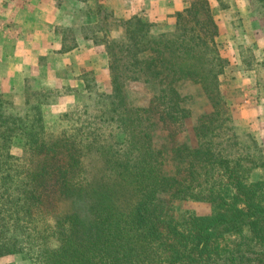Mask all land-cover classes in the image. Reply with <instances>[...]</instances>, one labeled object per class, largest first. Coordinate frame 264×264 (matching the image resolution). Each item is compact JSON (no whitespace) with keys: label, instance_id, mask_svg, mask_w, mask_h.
<instances>
[{"label":"trees","instance_id":"obj_1","mask_svg":"<svg viewBox=\"0 0 264 264\" xmlns=\"http://www.w3.org/2000/svg\"><path fill=\"white\" fill-rule=\"evenodd\" d=\"M77 1L85 19L54 28L59 53L102 44L110 90L83 75L79 92L28 86L22 105L0 93V260L264 264V175L254 174L264 148L225 104L232 91L222 90L227 61L209 1L192 0L172 28ZM247 6L264 29V0ZM248 70L264 87V63ZM131 84L149 90L147 107L131 102ZM60 97L57 128L45 110ZM193 203L210 210L184 208ZM54 207L62 211L40 217Z\"/></svg>","mask_w":264,"mask_h":264},{"label":"rangeland","instance_id":"obj_2","mask_svg":"<svg viewBox=\"0 0 264 264\" xmlns=\"http://www.w3.org/2000/svg\"><path fill=\"white\" fill-rule=\"evenodd\" d=\"M191 1L192 0H187L188 3L185 8L190 6L189 4ZM55 2L56 5L59 3L61 5V16L59 19L62 23L58 25L59 27L68 26L69 23H80L85 19V6L77 0H55ZM90 4V7L94 9L100 7V9L105 10L107 7H110L111 2H107V7L105 8L104 6H101V4L99 5L98 0L95 2L92 1ZM209 4L211 13L214 16L215 21L218 23L219 33L217 42L219 43L220 53L227 61L224 76L220 78L224 82V88H222V90L226 89L232 91L231 96L226 98L225 104L228 106L235 125L243 134L249 135L261 147V149H263L264 87L261 85L262 78L257 77L259 83L256 82L254 74L252 71L248 70V67L255 65L256 61L264 63V29L256 28L251 20L249 22L247 17L245 19L242 18L240 16L241 12L236 10L238 9L236 8L237 6L242 7L244 5L248 9L247 0H220L219 4L222 11L219 13L215 11L211 2H209ZM78 10H80V13L77 12ZM107 11H111L112 13V10L107 9ZM176 13L171 16V24H168V27L170 28H172L176 22ZM138 17H142L148 22L155 23L161 28L167 27L164 25L170 22V20L168 22L158 21L147 14H141ZM117 19L124 21L128 20L121 18ZM222 21L226 22V24ZM114 35L117 34H112V37H116ZM54 36L60 40L57 34H54ZM41 45H43V43H41ZM80 50L84 51V54L80 55L76 60L75 58L70 57L66 60V56L61 55L65 53H60L64 59L62 60L61 56L56 55V52L41 55L37 59L29 58L28 60H25L28 61L29 64H23V70H20V74L18 73V76L21 75L22 77V82L16 80V88L12 89V92L3 93L0 89V93L5 95L4 99L14 101L16 105H22L24 101L23 94L28 86L33 88L48 86L57 89L65 86L79 92L84 88V81L81 79L83 78V75L86 77L92 76L101 86V90L108 92L110 90V77L108 70V57L104 46L102 44L94 45L91 41H86L80 43L77 51ZM242 59H244L245 63L241 62ZM25 61L23 62L25 63ZM32 63L34 64L33 66H31ZM128 91L132 103L141 107H147L151 95L149 90L131 84L128 87ZM192 91L197 93L194 87H192ZM71 97L68 98L69 104L72 102ZM57 102H60V106H53L51 110H45V118L48 124H56L55 115L64 111L66 108L64 103H62L61 97L58 98ZM202 107V99L197 98L196 96L194 103L191 105L194 114L197 115L201 112ZM56 126L57 128L62 127L60 124H56ZM19 153L20 151L18 149L13 150L14 155ZM255 173L258 176L264 175V169L255 170L254 174ZM49 203H53L51 199ZM184 208L196 209L199 213H207L210 210L209 206H202L195 203L186 204L184 205ZM60 211H62V209L54 207L45 212H39V214L43 213L40 217L44 219H51L52 215ZM9 263H12L10 257H4L0 260V264Z\"/></svg>","mask_w":264,"mask_h":264},{"label":"crops","instance_id":"obj_3","mask_svg":"<svg viewBox=\"0 0 264 264\" xmlns=\"http://www.w3.org/2000/svg\"><path fill=\"white\" fill-rule=\"evenodd\" d=\"M92 1L97 0H90ZM107 2H111L110 7H107ZM209 2L212 3L216 12L222 11L217 0ZM98 3L112 10L116 18L129 19L147 14L161 22L170 20L164 25L168 26L171 24V16L183 10L188 2L187 0H98ZM236 8L241 12L242 18L247 17L249 22L254 21L245 5ZM60 12L61 9L56 5L55 0H0L1 92H12V89L16 88L15 81L22 82V77L18 76V73L20 74V70H23V64H29L25 61L29 58L37 59L41 55L56 52L58 56H66V60L69 57L76 60L84 54V51L74 49L60 55V40L54 36L55 26L62 23L59 19ZM61 59L64 60L62 56ZM33 65L32 63L31 66Z\"/></svg>","mask_w":264,"mask_h":264}]
</instances>
